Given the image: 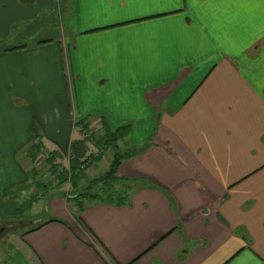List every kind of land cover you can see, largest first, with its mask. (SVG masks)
<instances>
[{
	"label": "crops",
	"instance_id": "crops-1",
	"mask_svg": "<svg viewBox=\"0 0 264 264\" xmlns=\"http://www.w3.org/2000/svg\"><path fill=\"white\" fill-rule=\"evenodd\" d=\"M74 121L132 126L124 203L35 187ZM34 197L0 264H264V0H0V239Z\"/></svg>",
	"mask_w": 264,
	"mask_h": 264
},
{
	"label": "trees",
	"instance_id": "trees-1",
	"mask_svg": "<svg viewBox=\"0 0 264 264\" xmlns=\"http://www.w3.org/2000/svg\"><path fill=\"white\" fill-rule=\"evenodd\" d=\"M80 123V131L82 137L72 141L70 146L69 166L61 167L60 163H56L57 157L51 151L48 158H46V165L49 167L48 171L55 176L60 184L71 182L73 190L77 191V199L79 206L90 200H108L116 204H122L128 198V189L131 185L125 186L124 178L119 174L121 163L125 159H129L136 154L137 149L122 148L120 142L125 140L132 131L131 125H122L115 130L104 127V122L101 125V133L92 129L91 124L87 121H77ZM33 143L27 150L28 157L31 159L33 167V176L35 187L46 185L43 180L37 179L39 173L35 166L42 153L44 146L37 134L33 137ZM148 146V145H147ZM93 147V149H92ZM146 147V146H144ZM143 147V148H144ZM97 149V150H95ZM107 150L113 151V160L109 169L101 174L99 177L89 178L86 171L90 167L93 160L103 155ZM36 177V178H35ZM86 179V187H80ZM21 189H14L4 194L5 197H18ZM75 197V196H73ZM36 197L28 200L22 207L19 208L20 212L27 211V208L33 204ZM40 226V225H38ZM35 227V228H38ZM158 241L156 238L153 241L154 246Z\"/></svg>",
	"mask_w": 264,
	"mask_h": 264
},
{
	"label": "rangeland",
	"instance_id": "rangeland-1",
	"mask_svg": "<svg viewBox=\"0 0 264 264\" xmlns=\"http://www.w3.org/2000/svg\"><path fill=\"white\" fill-rule=\"evenodd\" d=\"M76 122L77 121H74L75 129L78 131L80 129V123L81 122H79L78 124H76ZM121 147L124 149V146H121ZM92 149H93V147H92ZM50 151H52V150H50ZM106 156H108V157H105L100 162H97V167H94L93 169H91V175H89L87 173L89 178L99 177L101 174H103L106 170L109 169V168H107L108 165H109L108 163L112 162V160H113V152H112V150H107L106 151ZM45 160H46V155H43V152H42L41 155H40V158L38 160L39 162H37L38 165L37 164L35 165L37 167V169H38L37 171L39 172L38 178H40V181L43 180L45 183H48V182L49 183H53L52 180H55V182L58 184L59 182H58V180L55 179V176H53L48 171L49 167L46 165V161ZM56 163H60L61 164V162H59L58 160H56ZM61 167H66L67 168L68 165L65 166V165L61 164ZM84 183H86V180L85 179H84ZM85 187H86V184H85ZM52 190H53V188H51V190L49 189V191L44 190V192H46V194H45V196H43V198H42L43 201L42 202H47L49 200V195L51 194ZM59 191H66V184L63 185L62 188L59 189ZM71 192H75V191L73 189H71ZM42 202L41 203L39 202L37 204L38 207H36V209L37 210H40L42 208V210L46 212V207H45L44 203H42ZM18 211H19V214L18 215H16V216H10L8 218H5L6 220L8 219V220H10L12 222H10V225L8 226V229H7V231H9L10 233H7L6 235H4L0 239V248H1L0 251L1 252H4V255H6L7 253H9L7 249L10 246H12V244L18 245V243H20V240H19L20 239V236L18 235L17 232H19L20 235H21V233L25 230V227L26 228L29 227L28 225H25V224H17L15 222L16 220H19V221H21V220L22 221L27 220V218L25 216L27 215V213L29 214V212H27V213H25V215L22 216V213L20 214V210H18ZM2 223L5 224L4 222H1V224ZM0 227H3V226L0 225ZM14 228H17V230L14 229ZM11 229H14V230H11ZM10 262H12V258H7L6 259V263H10Z\"/></svg>",
	"mask_w": 264,
	"mask_h": 264
},
{
	"label": "built area",
	"instance_id": "built-area-1",
	"mask_svg": "<svg viewBox=\"0 0 264 264\" xmlns=\"http://www.w3.org/2000/svg\"><path fill=\"white\" fill-rule=\"evenodd\" d=\"M42 152H43V155H46V158H48L50 155V150L47 149L45 146L42 147Z\"/></svg>",
	"mask_w": 264,
	"mask_h": 264
},
{
	"label": "water",
	"instance_id": "water-1",
	"mask_svg": "<svg viewBox=\"0 0 264 264\" xmlns=\"http://www.w3.org/2000/svg\"><path fill=\"white\" fill-rule=\"evenodd\" d=\"M3 229H4V228H0V237H1L2 234H3Z\"/></svg>",
	"mask_w": 264,
	"mask_h": 264
}]
</instances>
